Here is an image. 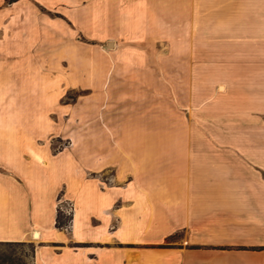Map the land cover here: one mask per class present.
<instances>
[{
	"label": "crops",
	"instance_id": "obj_1",
	"mask_svg": "<svg viewBox=\"0 0 264 264\" xmlns=\"http://www.w3.org/2000/svg\"><path fill=\"white\" fill-rule=\"evenodd\" d=\"M26 7L95 40L75 152L46 156L13 122ZM1 57L0 240L38 230L33 264H264V0H0Z\"/></svg>",
	"mask_w": 264,
	"mask_h": 264
},
{
	"label": "rangeland",
	"instance_id": "obj_2",
	"mask_svg": "<svg viewBox=\"0 0 264 264\" xmlns=\"http://www.w3.org/2000/svg\"><path fill=\"white\" fill-rule=\"evenodd\" d=\"M35 9L26 7V13H13L12 119L18 123L28 117L30 125L33 122V129L23 130L28 133L24 137L29 138L30 147L42 148L46 156L75 152L83 144L85 132L86 48L95 40L86 36L83 27L72 25L64 13H36ZM180 28L177 25L179 34ZM106 41L99 39V44L110 48L111 42L105 45ZM93 50L95 53V47ZM104 58L105 54H99V72ZM6 73L5 58L1 57L2 100ZM37 106L43 112L39 118L43 126L38 129L34 123ZM68 224L54 226L66 229ZM35 231H30L26 240H0V264H33L34 248L40 244L34 238Z\"/></svg>",
	"mask_w": 264,
	"mask_h": 264
},
{
	"label": "built area",
	"instance_id": "obj_3",
	"mask_svg": "<svg viewBox=\"0 0 264 264\" xmlns=\"http://www.w3.org/2000/svg\"><path fill=\"white\" fill-rule=\"evenodd\" d=\"M71 204L67 200L57 199L56 203V211L59 210L63 215L67 216V221H70V214H71Z\"/></svg>",
	"mask_w": 264,
	"mask_h": 264
},
{
	"label": "trees",
	"instance_id": "obj_4",
	"mask_svg": "<svg viewBox=\"0 0 264 264\" xmlns=\"http://www.w3.org/2000/svg\"><path fill=\"white\" fill-rule=\"evenodd\" d=\"M68 217L63 215L59 210L56 211L55 214V226H61L62 224H64L67 221Z\"/></svg>",
	"mask_w": 264,
	"mask_h": 264
},
{
	"label": "bare ground",
	"instance_id": "obj_5",
	"mask_svg": "<svg viewBox=\"0 0 264 264\" xmlns=\"http://www.w3.org/2000/svg\"><path fill=\"white\" fill-rule=\"evenodd\" d=\"M39 236H40V235H39V231H38V230H36V231H35V233H34V238H35V239H38V238H39Z\"/></svg>",
	"mask_w": 264,
	"mask_h": 264
}]
</instances>
